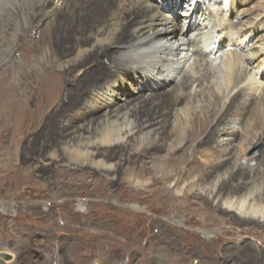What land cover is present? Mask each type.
<instances>
[{
    "label": "bare ground",
    "instance_id": "6f19581e",
    "mask_svg": "<svg viewBox=\"0 0 264 264\" xmlns=\"http://www.w3.org/2000/svg\"><path fill=\"white\" fill-rule=\"evenodd\" d=\"M236 3L240 0H229L230 15ZM54 4L61 10L43 30V46L50 50L57 44L58 66H43V132L57 115L52 133L71 136L65 148L68 166L111 169L97 158L134 147V135L144 136L138 156L162 152L168 136L159 181L171 178L177 167L186 170L177 182L199 170L196 181L203 183L230 166L238 175L231 172L220 183L200 185L193 197L219 215L264 223V182L262 191L247 183L264 164V75L259 73L264 70V35L241 48L244 40L233 32L235 26L217 0H190L181 14L174 11L182 0H163L161 8L148 0H0V34L23 26L27 43L16 47H28L43 7ZM85 117L95 122L73 126ZM258 145L259 154L250 156ZM72 155L76 159H69ZM5 241L0 237V264H83L80 256L52 258L55 244L9 247ZM249 252L255 254L249 264H264L252 245L223 249L219 242L210 243L206 255L212 256L201 264H227L231 253ZM95 264H108V257Z\"/></svg>",
    "mask_w": 264,
    "mask_h": 264
},
{
    "label": "rangeland",
    "instance_id": "374dc122",
    "mask_svg": "<svg viewBox=\"0 0 264 264\" xmlns=\"http://www.w3.org/2000/svg\"><path fill=\"white\" fill-rule=\"evenodd\" d=\"M162 1L148 0L160 8ZM189 1L182 0V6L174 12L181 14ZM52 6L43 7L48 14L44 12L36 30L30 31L28 47H16L27 43L26 33L20 31L23 26L18 31L5 29L0 34V228H4L0 237L6 240L3 245L40 241L55 244L52 258L80 256L83 264H95L100 257H108V264H201V260L211 258L212 253L206 255L207 248L216 242L223 249L252 245L264 256V223L219 215L192 195L200 185L207 188L220 183L231 172L238 175L232 167L220 168L203 183L196 181L199 170L177 182L178 175L186 171L177 167L173 168V178L157 179L162 156L171 143L168 136L165 150L138 156L144 136L134 135V147L123 146L111 158H97L111 169L68 166L65 148L71 136L66 131L52 133L59 123L57 115L48 119V130L43 132V66H58L57 44L50 47L52 51L43 46V30L61 10L60 6ZM217 6L225 8L227 20L235 26L233 32L244 40L241 48H250L264 35V0H240L232 15L229 0H217ZM259 73L264 75V70ZM69 119L71 116L61 122ZM93 120L76 119L73 126ZM129 121L134 126L136 120L130 117ZM261 148H252L249 155L257 156ZM69 159L76 158L72 155ZM247 181L249 185H259L262 191L264 164ZM7 250L15 254L11 248ZM254 256L253 252L231 253L233 259L226 260L227 264H249Z\"/></svg>",
    "mask_w": 264,
    "mask_h": 264
},
{
    "label": "water",
    "instance_id": "95a60500",
    "mask_svg": "<svg viewBox=\"0 0 264 264\" xmlns=\"http://www.w3.org/2000/svg\"><path fill=\"white\" fill-rule=\"evenodd\" d=\"M2 257L6 258L5 256H2Z\"/></svg>",
    "mask_w": 264,
    "mask_h": 264
}]
</instances>
